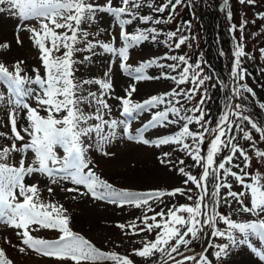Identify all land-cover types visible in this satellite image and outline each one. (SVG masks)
Returning a JSON list of instances; mask_svg holds the SVG:
<instances>
[{"label":"snow or ice","instance_id":"obj_1","mask_svg":"<svg viewBox=\"0 0 264 264\" xmlns=\"http://www.w3.org/2000/svg\"><path fill=\"white\" fill-rule=\"evenodd\" d=\"M252 4L255 0H240V3ZM184 0H165L164 3L153 7L151 3L147 7L156 13H165L171 9L167 19L156 18L151 15H138V10L144 6L143 0H106L100 5L90 0H0V4H7L18 17L29 22L36 20L38 27L26 24L31 32V39L39 51L40 60L44 68V75L39 69H33V76L24 73L22 65L24 61H17L12 70L0 63V101L11 104L12 110L7 113L11 143L0 146V224L6 225L16 231L22 237L20 252L28 249L46 257L55 258L59 261H71L72 264H104L111 261L113 264H134V261L126 255L115 252H104L96 248L88 239L72 230L70 227L71 217L67 215V209L56 203H45L40 199V188L38 184L26 183V178L34 174L47 176L53 184L69 182L75 186H83L87 191L80 192L79 187L64 188L66 192H79L80 195L90 194L95 200L107 201L119 207L133 205L136 208L147 207L148 211H154L149 204L150 200L160 201L162 197L186 196L188 200L193 197L189 195L191 189L176 188L172 191H155L149 193H137L127 190H117L103 180L93 170L92 161L87 158L89 149L95 147L104 156L113 155L104 151V146L109 144L117 136L120 128L128 140H136L145 145L152 144L156 147L161 145H179L181 150L191 157L194 166L202 169L199 177L185 171L184 167L178 169L186 179L184 184L191 182L199 189V195L192 205H173L168 210L156 212L152 216L145 215L140 232H155L153 240L145 241L143 247L134 249V254L148 260L160 254L159 261H151V264H209L208 257L201 251L197 255H185V251H191L190 246L194 241H199L205 234V226L212 229L211 236L226 238L229 243L218 246L215 251L217 259L226 256L229 244H249V237H256L264 242V174L259 172L251 174L247 169L251 166L252 156L249 148L254 152L256 159L264 162V149L257 147L259 142H264V124L256 122L250 115L245 114L248 109L242 103H231L240 99L243 93H249L255 97L256 93L245 80L247 70L242 66V58L250 54L246 53L242 44H237L234 52V63L230 77L234 82L231 95L226 97L224 110L218 116L215 126L204 108L206 101L211 99L207 95L208 88L204 87L213 76L206 74L201 64L204 61L190 63L187 54L171 55L166 57L175 63L167 65L172 72L178 75L164 74V77L174 81L176 87L170 92L160 96H152L149 99L137 103L131 97L136 91L135 85H131L125 97H117L122 104V115L125 119L107 120L104 118V110L111 112V107L104 99V95L112 90L110 78L107 80L83 81V84H98L103 91L98 96L95 92H88L87 96L80 95L82 84L75 79V67L78 62L74 59L77 52L87 51L95 55L94 49L99 47L104 53H109L118 58L121 69L136 81L154 79L145 74V69L157 62L148 61L141 66L132 68L127 64L129 49L139 46L142 42L156 40L159 33L156 28L148 31L137 29L134 34L126 30V25H131L134 20L147 24L150 21L155 24L170 23L175 19L178 6ZM225 8L228 0H224ZM136 9L137 11H133ZM0 11H4L0 8ZM99 13H106L114 18L120 32L119 37L123 46L117 47L114 43L93 42L88 40L84 48L79 47L83 40L90 35L83 29V25L94 23ZM124 16L130 19L122 18ZM227 17L231 19V11H227ZM264 19V13L259 14ZM247 21H243L239 29L243 32ZM190 22L179 25L175 31H168L164 40L170 48L180 49L189 39L183 35L185 28H190ZM237 28L232 25L233 31ZM115 41V37H113ZM172 42V43H169ZM17 43H21L17 39ZM8 47V45H3ZM188 47H191L188 44ZM264 58V49H260ZM60 53V55H55ZM89 60V56L84 57ZM165 67V65H160ZM111 68H109V72ZM106 76L109 73H105ZM222 89L228 88L223 81H219ZM33 85L37 87H32ZM181 85H189L182 88ZM212 87H216L213 84ZM203 88V91L201 89ZM197 95L199 100L189 108H184L177 97L191 102ZM169 107L159 111L136 131V135L130 132V122L135 119L134 113L139 114L164 104L165 97ZM246 99V97H244ZM30 100H34L37 107H32ZM175 101V103H173ZM95 105L94 112L82 110V104ZM259 108L264 110V103H259ZM41 111L45 115H41ZM184 115H181V112ZM63 113V115H61ZM176 119H169V114ZM191 113V115L187 114ZM26 120V125L20 124V119ZM98 121L89 123V121ZM181 124L180 130L170 136L149 140L144 138V133L149 128L164 127L169 124ZM196 125L199 131L191 128ZM250 126V127H249ZM105 127L108 131L105 132ZM256 133L259 140L254 138ZM7 133L0 132V137H7ZM208 141L206 153L202 154L205 141ZM90 140L91 143H85ZM240 140L249 142L248 146L240 143ZM190 141V142H188ZM63 149V156L58 155L57 149ZM227 150L226 155H221ZM32 152L34 157L31 162L26 163L27 154ZM13 153H22L16 163H10L9 158ZM165 156L168 153L164 154ZM166 161L161 160V163ZM181 165L184 160H180ZM238 171H233V169ZM212 177L215 181L211 192L213 205L209 207L208 180ZM229 177L242 186L240 192L233 190ZM222 189H227L222 194ZM49 193L53 189L49 187ZM250 197V206H245L244 200ZM75 198V197H73ZM231 198V199H228ZM240 205V211L251 213L257 219L249 222H236L231 217L221 214L218 207L231 206L232 202ZM162 202V201H161ZM157 217H160L158 220ZM151 221V222H150ZM223 222L227 227L220 230L217 223ZM121 229L124 224L118 225ZM129 227L136 229L135 223ZM39 228L55 230L60 233L53 241L38 239L32 235ZM138 234V233H134ZM237 234H240L239 236ZM183 249V251H182ZM253 251H256L254 248ZM175 254V255H173ZM264 259V251L258 252ZM181 257L177 259V257ZM0 264H12L7 259L3 249H0Z\"/></svg>","mask_w":264,"mask_h":264},{"label":"rangeland","instance_id":"obj_2","mask_svg":"<svg viewBox=\"0 0 264 264\" xmlns=\"http://www.w3.org/2000/svg\"><path fill=\"white\" fill-rule=\"evenodd\" d=\"M100 5H104L106 0H90ZM118 3L119 0H114ZM165 0H143L144 6L138 10V15H151L154 19L161 18L167 19L170 8L165 13H156L152 9L147 7L148 3H151L153 7L164 3ZM229 7L231 8L232 17L236 20L237 24L243 21H247L244 26L243 32L237 29V38L246 43L244 48L245 52L250 54L251 58L245 56L242 58L243 65L247 68L261 65V69H264V58L260 49H264V19L259 18V14L264 13V0H255L254 3L249 4L247 2L240 3V0H230ZM213 7L208 0H184L181 8L177 7L175 19L170 23L155 24L150 21L147 24L141 23L139 20H134L131 25H126V30L130 34H134L137 29L148 31L152 28H156L159 33L156 40H149L142 42L139 46L129 49V58L127 64L132 68L141 66L142 64L155 60L157 63L151 67L145 69V74L154 79L136 81L133 77L136 75L126 74L120 67L121 61L109 53H104L99 47L95 48V55L87 51L77 52L74 59L78 62L74 65L75 79L82 84V90L80 95L87 96L88 92H95L99 96L103 91L98 84H83V81H95V80H107L110 78L112 83V90L104 95L107 103L111 107V112L104 110V118L111 119H125L122 115V104L117 97H125L127 90L131 85H135L136 91L132 94L133 102H143L152 96H160L170 92L176 87L174 81L164 77V74L178 75L177 72H172L167 65L175 63L166 57L171 55H183L187 53L190 57V63L197 61H204L201 67L204 68L206 74L211 69V75L213 71L218 69L219 75H221L219 65L217 63L218 56V44L215 40V25H217V18L214 17L213 8L216 10L219 8V1H213ZM0 8L4 11H0V63L13 68L17 61H24L22 67L24 73L28 76H33V69H39L40 74L44 75V68L40 60V54L36 46L31 39V32L26 28V24L30 26L38 27L39 22L31 20L25 22L21 20L13 10L9 9L7 4H0ZM193 10L191 27L185 28L183 35L189 37L187 43L181 46L180 49L170 48L168 44L164 43L166 33L168 31H175L181 23L184 16L188 20L189 11ZM133 11H137L133 9ZM224 17V13H222ZM122 18L130 19L129 16ZM229 18L226 16V20L222 27L226 26ZM185 24V23H184ZM182 24V25H184ZM85 31L90 35L83 40L79 47L84 48L88 40L93 42L99 40L106 43H114L115 46H123V41L119 37L120 29L114 22V18L106 13H99L96 21L91 24H85L82 26ZM228 30L225 31L227 33ZM115 37V41H113ZM17 39L21 43H17ZM172 43V42H169ZM188 44L191 47H188ZM8 45V47H3ZM236 50V47H235ZM60 55V53H55ZM89 56V60H85L84 57ZM256 57L258 62L252 61L253 57ZM192 58V59H191ZM165 65V67H160ZM109 68L111 71L109 72ZM105 73H109L108 76ZM248 73V72H247ZM211 81V80H210ZM224 82V80L222 79ZM208 82V81H207ZM241 83H247L252 87L256 93L255 97L249 95L254 99V105L258 110L259 103H264V96L259 90V86L256 85L250 75H246L245 80ZM220 84V83H219ZM32 87H37L33 85ZM182 88H187L189 85H181ZM0 91H4L3 86H0ZM203 91V88L201 89ZM225 89L219 91V95H224ZM229 92V88H228ZM197 95L191 102L184 100L182 97H177L180 100V104H176V107H180L183 104L184 108L194 106L199 100ZM171 97H165V103L158 105L156 108H152L149 111L139 114L134 113L135 119L130 122V132L136 135V131L147 123L154 114L159 111H164L169 107L167 100ZM32 107H37L34 100H30ZM175 103V101H173ZM12 105L7 103V93L5 92V101H0V132L7 133V137H0V146H7L11 143L9 127H7L8 116L7 113L12 110ZM81 108L85 112H94L95 105L89 106L88 104H82ZM205 110L208 113L206 119H211L209 112L211 105L208 101L204 105ZM215 116L217 115V108L214 107ZM185 113L182 111L181 115ZM191 115V113H187ZM41 115H45L41 111ZM63 115V113H61ZM21 125H26V120L18 117ZM169 119H176L171 113ZM217 120V119H216ZM215 120V121H216ZM98 121H89V123H97ZM191 128L199 131L198 126L191 125ZM212 127V126H211ZM181 128V124H169L164 127L149 128L144 133V138L149 140H155L166 136L176 134ZM108 129L105 127V132ZM254 138L259 140L256 133ZM129 142V143H128ZM190 142V141H188ZM85 143H91L90 140H85ZM240 143L248 146L249 142L240 140ZM130 145L131 149L126 150V146ZM257 147L264 149V142H259ZM206 149L203 146L202 154L206 153ZM104 151L113 153V155L104 156L95 147L89 149L87 158L93 163L90 167L96 172L101 179L106 180L113 185L117 190H127L137 193H149L155 191H172L176 188L191 189L189 195L193 197L192 200H188L186 196L175 197H162L160 201L150 200L154 211H148L145 208H136L133 205H124L119 207L115 204H111L107 201L95 200L90 194L80 195L79 192H66L64 188L79 187L80 192H86L87 190L81 186L72 185L69 182H60L59 185L53 184L50 179L42 174H34L26 178V183L38 184L40 188V199L45 203H56L63 205L67 209V215L71 217L70 227L72 230L80 235H83L88 239L96 248L104 252H115L120 255H126L134 261V264H151V261H159L160 254L149 258L148 260L138 257L134 254V249H140L143 247L145 241L153 240L155 232H140L139 229L143 227V217L145 215L152 216L156 212L167 211L168 208L173 205L179 206L182 204L192 205L195 203L196 198L199 195V189L196 188L191 182L184 184V177L179 173L178 169L184 167L185 171L192 175L199 177L202 169L199 166H194V161L189 155L181 150L179 145H161L156 147L152 144L145 145L137 142L136 140H128L120 128L117 129V136L111 143L104 146ZM58 155L63 156V149H57ZM168 153L167 156L164 154ZM227 150L221 155H226ZM249 155L252 156L251 166L247 171L251 174L257 172L264 174V162L258 160L254 156V152L249 148ZM34 154L29 152L27 154L26 163L31 162ZM20 158H23L22 153H13L9 158L10 163H16ZM161 160L166 161L161 163ZM180 160H184V164L179 163ZM238 171V169H233ZM229 182L233 185V190L240 192L242 186L229 177ZM214 179L209 177L208 180V192L206 197L209 207L213 205L211 200V192L214 187ZM53 189L52 193L48 192V188ZM227 189H222V194H226ZM75 197V198H73ZM231 199V198H228ZM162 201V202H161ZM245 206H250V197H246L244 200ZM218 211L221 214L231 217L236 222H249L256 220L257 218L251 213H243L240 211V205L236 202H232L231 206L222 203V206L218 207ZM159 220L160 217H157ZM151 222V221H150ZM135 223L136 229L129 227V225ZM124 224L125 228L121 229L118 225ZM216 227L220 230H224L227 226L223 222L217 223ZM17 230H14L6 225L0 224V249H3L7 259L12 261V264H72L71 261H59L55 258L46 257L39 253L28 249L25 252H20L21 247H26L22 243V237L16 234ZM212 229L205 226V234L199 241H194L190 246L191 251H185V255H197L203 251L209 259V264H264V259L258 255V252L264 251V242H261L256 237H249V244H229L228 254L219 259L215 257V251L218 250V246L229 243L226 238H218L211 236ZM138 233V234H134ZM32 235L38 239H45L53 241L60 235L59 232L50 229L39 228L32 232ZM238 236L240 234H237ZM256 251H253V249ZM183 251V249H182ZM175 255V254H173ZM181 257H177L180 259ZM104 264H113L111 261H105ZM168 264H173L171 260ZM188 264V262H186Z\"/></svg>","mask_w":264,"mask_h":264},{"label":"bare ground","instance_id":"obj_3","mask_svg":"<svg viewBox=\"0 0 264 264\" xmlns=\"http://www.w3.org/2000/svg\"><path fill=\"white\" fill-rule=\"evenodd\" d=\"M125 149L126 150L131 149V146L130 145H127Z\"/></svg>","mask_w":264,"mask_h":264}]
</instances>
